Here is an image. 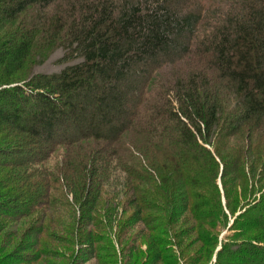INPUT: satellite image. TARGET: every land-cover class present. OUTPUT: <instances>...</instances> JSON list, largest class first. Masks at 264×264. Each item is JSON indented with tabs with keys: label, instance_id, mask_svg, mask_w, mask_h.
<instances>
[{
	"label": "trees",
	"instance_id": "trees-1",
	"mask_svg": "<svg viewBox=\"0 0 264 264\" xmlns=\"http://www.w3.org/2000/svg\"><path fill=\"white\" fill-rule=\"evenodd\" d=\"M60 48L62 61L82 62L32 74ZM212 138L219 154L233 139L245 144L232 167L251 197L264 184V0H0V156L31 153V141L47 145L34 161L62 149L59 182L80 203V221L95 219L89 171L123 153L136 222L156 220L172 192L203 246L217 228L215 264H264V192L234 216L238 201L225 191L221 202L215 184L218 154L204 146ZM155 154L167 162L163 188ZM8 181L16 189L2 185V196L37 208L24 180ZM228 228L236 233L221 241Z\"/></svg>",
	"mask_w": 264,
	"mask_h": 264
},
{
	"label": "rangeland",
	"instance_id": "rangeland-1",
	"mask_svg": "<svg viewBox=\"0 0 264 264\" xmlns=\"http://www.w3.org/2000/svg\"><path fill=\"white\" fill-rule=\"evenodd\" d=\"M64 56V49L54 50L47 60L34 66L32 74H58L82 62L77 58L62 61ZM36 142L27 144L32 147L31 153L28 146H17L14 155L0 156V162H4L0 166V186L12 185L14 191L16 188L8 179H14V183L24 180L30 188L29 194L34 193L39 198L37 208H29L24 197L18 199L12 191L11 198H7L2 196L6 190L0 189V264H153L161 248L163 255L157 264H171L173 258L178 264H215L213 251L219 244L217 228L210 230L216 238L211 244L203 246L195 223L178 210L175 193L171 192L166 202L159 203L160 208L152 213L156 220L151 224L135 221L137 208L130 187L134 180L123 171L122 164H126L127 157L123 153L118 159H114L113 155L106 157L107 162L100 172L93 174L89 171L93 183L92 195L99 191L98 201L92 205V210L96 209V213L92 214L95 219L80 221V203L71 202L74 195L67 182L60 184V180L65 179L60 172L65 152L58 149L50 157L42 158V162L34 161L33 158L42 153L43 147H47L46 144H34ZM198 142L203 144L200 139ZM229 144L220 154L214 138L204 146L211 153L218 154L215 184L219 188L221 202L224 201L225 191L233 202L238 201L236 217L244 211L240 210L241 206L250 205L259 198L264 192V184H256L251 197L249 189L245 192V184L238 179L232 167L238 159L236 148L245 144L239 139H233ZM24 150L28 153L21 154ZM248 157L245 152L241 162L249 170ZM250 157L254 162L259 158L256 151ZM155 165L151 173L156 182L154 186L163 188L161 183L167 162L161 155L155 154ZM86 177L88 179V175ZM252 181L255 184L256 179ZM234 233L236 230L228 228L220 240L225 242ZM87 237H90L91 248H88Z\"/></svg>",
	"mask_w": 264,
	"mask_h": 264
}]
</instances>
